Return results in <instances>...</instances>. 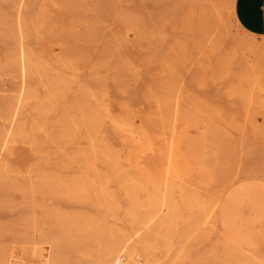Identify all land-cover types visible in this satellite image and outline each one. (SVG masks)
<instances>
[{"label":"rangeland","instance_id":"obj_1","mask_svg":"<svg viewBox=\"0 0 264 264\" xmlns=\"http://www.w3.org/2000/svg\"><path fill=\"white\" fill-rule=\"evenodd\" d=\"M207 5L202 0H0L3 10L12 11L28 28L23 40L9 41L11 48L24 46L44 61L49 60L57 83L66 88L65 94L57 97V112H71L73 115L67 116L72 120L80 118L81 112L76 115L69 107L86 94L87 108L96 111L95 126L101 137L108 146L112 144L110 148L119 150L132 175L163 172L169 164L171 139L172 143L179 141L190 152L191 170L176 182V194L184 187L193 197H208L224 178L234 176L243 166L264 171V59H253L259 64L255 67L242 63L245 60L237 53L254 38L238 28L230 0L211 6L215 12L211 20ZM43 20L49 22L39 36L37 25ZM1 39L4 49L6 44ZM7 74L0 77V100L13 99V95L16 100L21 94L22 77ZM162 99L171 110L167 114ZM32 105L35 112L31 114L30 105L27 113L18 115L19 120L32 119L36 102ZM59 112L57 118L63 115ZM3 121L0 118L1 124ZM5 124L10 126L9 121ZM84 127L78 132L80 139L88 129ZM200 130L204 150L199 155L194 152L197 145L193 140ZM39 136L37 142L17 141L8 160L24 168L32 165L39 169L43 165L44 169L67 174L84 168L79 166L82 164L59 167L58 163H63L58 161L61 152L67 146L52 144L44 132ZM242 142L247 144L245 152ZM77 146L72 144L67 151ZM94 164L95 171L101 170L98 173L106 171L101 159ZM91 206L76 205L90 210L89 214H98ZM121 215L110 221L124 226Z\"/></svg>","mask_w":264,"mask_h":264},{"label":"bare ground","instance_id":"obj_2","mask_svg":"<svg viewBox=\"0 0 264 264\" xmlns=\"http://www.w3.org/2000/svg\"><path fill=\"white\" fill-rule=\"evenodd\" d=\"M202 1L208 4L207 17L211 20L215 14L211 6L220 0ZM234 3L235 0H230L231 14L238 28L245 31L235 19ZM15 17L12 11L5 12L0 6V36L6 44L4 49L0 46V77L6 73L22 77V87L19 88L20 82L14 86L21 90L19 98L17 93L16 100L14 95L13 99L0 100V118L10 122L9 127V123L2 125L5 121L0 123V264H264V232L254 236L250 230L243 231L232 220L222 218L228 208L224 191L193 197L183 187L176 194V182L191 170L190 152L182 143L173 144L171 139L167 161L170 166L167 164L169 167L165 166L163 172L132 175L123 164L119 150L110 148L112 144L108 146L101 137L100 129L95 126L96 111L87 108L86 94L69 107L76 115L81 112L80 118L76 116L72 120L67 116L71 112L63 114L59 110L63 115L57 118L60 102L57 103V97L66 88L57 83L58 76L52 73L49 60L44 61L24 46L11 48L9 41L12 44L17 38L23 40L28 32L26 23ZM47 22L43 20L37 25L39 36H43ZM253 38L254 42L237 53L246 61L242 63L251 67L259 65L253 59L264 58V41ZM15 41L13 44L18 42ZM33 101L35 115L28 122L19 120L18 115L27 113L30 105L31 114L35 112ZM167 101L170 103V99ZM166 109V114L171 111ZM83 126L88 129L80 139L78 132ZM200 131L193 140L196 154ZM43 132L52 144L79 145L69 151L65 147L66 153L61 152L64 158L58 160L63 163L58 166L63 165H60L63 169L64 165L82 164L79 166L84 168L67 174L44 169L43 165L39 169L32 165L24 168L21 163L8 160L17 141L34 142L43 137L39 136ZM86 141L88 146H83ZM241 144L247 150L246 142ZM96 159L102 160L105 172L94 170ZM66 203L73 208L66 207ZM85 203L100 214H89L90 210L76 207ZM120 215L125 223L122 227L110 221Z\"/></svg>","mask_w":264,"mask_h":264},{"label":"crops","instance_id":"obj_3","mask_svg":"<svg viewBox=\"0 0 264 264\" xmlns=\"http://www.w3.org/2000/svg\"><path fill=\"white\" fill-rule=\"evenodd\" d=\"M234 16L249 35L264 38V0H235ZM200 132L199 155L204 150L203 131ZM241 148L243 152L247 151L242 144ZM261 173L264 171L243 166L234 176L224 178L213 191L225 192L224 201L228 208L222 218L232 220L243 231L250 230L254 236L264 232V177Z\"/></svg>","mask_w":264,"mask_h":264}]
</instances>
